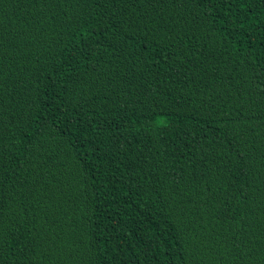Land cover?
Wrapping results in <instances>:
<instances>
[{
    "label": "trees",
    "instance_id": "16d2710c",
    "mask_svg": "<svg viewBox=\"0 0 264 264\" xmlns=\"http://www.w3.org/2000/svg\"><path fill=\"white\" fill-rule=\"evenodd\" d=\"M0 264H264V0H0Z\"/></svg>",
    "mask_w": 264,
    "mask_h": 264
}]
</instances>
